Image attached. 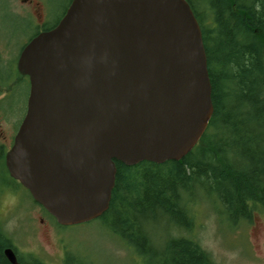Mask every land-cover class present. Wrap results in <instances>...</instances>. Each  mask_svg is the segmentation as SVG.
<instances>
[{
  "label": "water",
  "instance_id": "95a60500",
  "mask_svg": "<svg viewBox=\"0 0 264 264\" xmlns=\"http://www.w3.org/2000/svg\"><path fill=\"white\" fill-rule=\"evenodd\" d=\"M17 70L29 94L6 166L62 227L109 210L116 162L182 160L214 112L187 0H72L26 44ZM5 255L21 264L12 249Z\"/></svg>",
  "mask_w": 264,
  "mask_h": 264
},
{
  "label": "trees",
  "instance_id": "16d2710c",
  "mask_svg": "<svg viewBox=\"0 0 264 264\" xmlns=\"http://www.w3.org/2000/svg\"><path fill=\"white\" fill-rule=\"evenodd\" d=\"M187 1L202 30L212 84L207 131L180 161L116 162L110 207L97 219L150 264L161 256V264H215L191 237L170 233L164 251L154 238L155 221L169 231H193L189 203L196 198L214 202L230 225L264 210V0ZM3 235L0 229V264H9ZM65 258V264L86 262L74 252Z\"/></svg>",
  "mask_w": 264,
  "mask_h": 264
},
{
  "label": "rangeland",
  "instance_id": "374dc122",
  "mask_svg": "<svg viewBox=\"0 0 264 264\" xmlns=\"http://www.w3.org/2000/svg\"><path fill=\"white\" fill-rule=\"evenodd\" d=\"M2 1L0 58L12 57L14 54L17 60L22 44L24 45L36 31L42 9L38 15L33 12L31 3L24 4L21 0ZM47 1L42 2V6L47 9V12L43 13L44 18L54 23L62 14L66 2ZM196 5L200 7V4ZM4 11H9L10 15L4 17ZM3 39L11 45L5 43L3 47ZM19 81L17 78L16 84ZM26 93L25 87L23 93L15 97L18 103L16 115L19 119ZM15 189L14 196L4 194L0 199V223L5 231L11 234L19 251L40 254L46 264H65L67 252L84 257L85 264H150L147 257L137 256L125 241L114 235L108 227H104L99 220L59 228L20 187ZM190 203L189 210L195 218L194 229L190 233L172 228L169 231L164 222H154V238L161 251H164L170 233H179L180 236L191 237L198 242L215 264H264L263 209L253 211L250 220H241L230 225L211 200L199 197ZM40 218L43 219L42 224ZM160 259L156 264H161Z\"/></svg>",
  "mask_w": 264,
  "mask_h": 264
},
{
  "label": "flooded vegetation",
  "instance_id": "af4514ba",
  "mask_svg": "<svg viewBox=\"0 0 264 264\" xmlns=\"http://www.w3.org/2000/svg\"><path fill=\"white\" fill-rule=\"evenodd\" d=\"M22 3L28 4L31 3L33 12L39 14V11H41L42 15L39 16L40 21L36 25V31L39 34L40 32L47 31L49 29H52L55 27L59 21L62 19L64 14L66 13L67 9L69 8L72 0H62L66 2V6L60 15L58 17L59 19L56 20L54 23H50L48 20L44 18V12H47L46 7L44 8L42 5V2H48L47 0H21ZM49 12V11H48ZM4 17H7L10 15L9 11L3 12ZM35 31V33H36ZM36 36V35H35ZM33 37H30L28 41L22 44L21 51L26 46V44L32 39ZM1 43V38H0ZM6 43L5 39H3V47ZM5 45L10 46L11 43L7 41ZM19 52V55L21 53ZM13 56H7L6 58L1 59L0 58V199L1 197L6 194L10 196H14L16 194V187H20L31 199V195L28 192V190L23 187L17 180L12 178L10 176V173L6 166V155L8 151L11 149V147L14 144L15 136L18 132V129L21 125V122L25 116L26 113V107H27V98L29 94V79L27 76L21 75L17 70V61L16 56L12 54ZM19 78L20 81L18 84H16V79ZM27 89L26 98L23 105V111L22 115L20 116V119L18 115H16L17 110V104L15 101V97H18L19 93H23V88ZM19 120V121H18ZM18 196V195H17ZM33 200V199H32ZM40 223H43V219L40 218ZM0 229H2V232L4 233L3 239L7 241V246L3 248V256L8 261L5 255V250L12 249L13 252L16 255L17 261L21 264H46L45 261L41 258V255L35 254L29 251H19L20 249L16 245L15 241L11 237V234H9L2 226V223H0ZM10 264V262L8 261Z\"/></svg>",
  "mask_w": 264,
  "mask_h": 264
}]
</instances>
